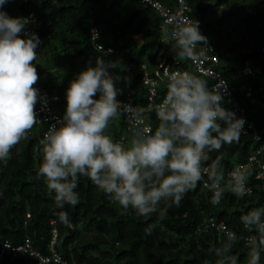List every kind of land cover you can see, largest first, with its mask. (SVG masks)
Returning <instances> with one entry per match:
<instances>
[{
  "label": "trees",
  "instance_id": "1",
  "mask_svg": "<svg viewBox=\"0 0 264 264\" xmlns=\"http://www.w3.org/2000/svg\"><path fill=\"white\" fill-rule=\"evenodd\" d=\"M12 1L18 3V8L8 10L6 5L8 15L12 18L33 15L38 36L47 38L34 61L38 85L60 97V102L52 107L63 115L69 83L87 66L94 67L96 57L101 55L91 45L92 29L97 30L103 51L113 50L105 57L118 61L121 68L113 69V73L118 71L122 77L129 78V82L120 81L118 88L122 94L117 98L124 100L130 92L140 106H144L145 100L141 65L153 68L160 55H178L169 33L161 32L158 12L141 0H38L27 5ZM159 1L171 9L177 7L176 0ZM186 3L189 16L199 21L200 32L207 37L205 46L212 49L209 53L219 59L217 72L230 86L245 84L252 88L255 98L264 104V0H186ZM221 10L227 11L220 15ZM203 19L208 20L202 24ZM58 55L63 58L61 62L54 61ZM39 59L44 62L37 64ZM178 61L177 70L193 73L206 80L210 89L213 87L214 80L198 75L188 59L178 55ZM246 64L248 72L244 74ZM60 67L63 72L59 71ZM237 98L258 133L255 136L249 132L238 143L224 145L220 152L209 154L205 166L222 157L226 178L251 155L259 151L261 157L264 155V107L251 104L241 94ZM154 124L158 125L159 121ZM43 127L35 126L28 138L12 149L7 165L0 163L2 240L16 247L28 239L33 251L41 257L55 253L63 264H215L216 257L210 254V249L225 241L227 229L239 237L231 254L237 256L238 264H248L245 238L250 233L240 217L252 208L264 207V192L258 182L248 178L249 195L241 199L225 193L217 206L210 202L212 190L201 182L185 195L179 207H169L167 218L158 221L156 215L138 217L131 210H123L89 179L81 177L76 189L79 204L66 205L63 209L71 219L72 226L67 227L58 220L57 212L61 209L55 206L54 194L48 193L43 178H37L43 156L40 145ZM123 131L122 121L114 136ZM150 224L156 226L149 235L145 229ZM39 262V258L27 252L17 253L14 259L0 258V264ZM42 264L59 263L50 260ZM260 264H264V252Z\"/></svg>",
  "mask_w": 264,
  "mask_h": 264
},
{
  "label": "clouds",
  "instance_id": "2",
  "mask_svg": "<svg viewBox=\"0 0 264 264\" xmlns=\"http://www.w3.org/2000/svg\"><path fill=\"white\" fill-rule=\"evenodd\" d=\"M7 3L9 0H0V9ZM30 22V18H12L0 10V163L4 165L12 149L41 124L36 104H47L34 87L39 76L33 62L41 41L35 34L24 33ZM169 36L176 41L177 54L188 60H199L198 44H208L199 21L193 19L177 25ZM95 47L101 51L95 66H87L69 83L62 119L50 125L40 140L43 156L37 178H43L48 193L54 194L61 224L72 226L63 209L79 204L76 189L81 177L123 210L138 217L156 215L158 221L167 218L169 207H179L185 195L201 182L212 190L213 206L221 203L225 193L241 199L250 194L245 168L234 169L226 178L222 157L205 166L210 153L238 143L246 134V121L222 106L220 87L210 89L206 80L193 73L166 72L167 94L156 106L159 124L153 131L145 123L142 109L117 99L122 89L116 84L129 82V78L111 71L119 70L118 61L105 59L111 50ZM122 115H127L132 125L127 144L110 134L112 122ZM240 222L250 233L245 238L248 264H260L264 207L247 211ZM155 226L150 224L146 233L150 235ZM225 237L210 254L215 255V264H238L237 256L231 253L239 237L227 229Z\"/></svg>",
  "mask_w": 264,
  "mask_h": 264
},
{
  "label": "built area",
  "instance_id": "3",
  "mask_svg": "<svg viewBox=\"0 0 264 264\" xmlns=\"http://www.w3.org/2000/svg\"><path fill=\"white\" fill-rule=\"evenodd\" d=\"M37 1L38 0H18V2L21 5H27L29 3H35ZM141 1L143 2V4H146L151 9H154L155 11L158 12L162 21V25H161L162 33H166V32L170 33L172 30L176 28L177 25L183 24L189 19H193L189 16V8L186 3V0H176L177 7L175 9L169 8L168 6L162 4L159 0H141ZM0 10L8 14L6 5ZM20 17L30 18L31 20V22L24 29V33L35 34L36 36H38L33 25L36 22V18L33 15H24ZM90 34H91L90 42L92 47H94L96 51H100L95 47V45H100L104 50V46L99 41V34L97 30L92 29L90 31ZM94 36L96 37L95 40L93 39ZM38 37L41 43L36 49L37 55L39 54L41 48L47 42L46 37H40V36ZM22 38H25L23 34H22ZM171 40L176 44V41L174 39L171 38ZM199 47L204 48L207 46L201 43L198 44L197 52L201 53V57L197 61L188 60L191 67L198 75L214 80L213 87H220L221 94L224 97V108L234 112L237 118H243L246 121L244 126V133L248 134L249 132H251L253 133V135L257 136L258 131L255 128V125L252 122L248 121L246 109L240 104V101L237 98V94H241V96L248 99L251 104L260 105L261 107H264V104L259 102L255 98V91L252 88L247 87L245 84L240 86H230L228 82L224 78H222V76L215 69V66L219 64V59L216 56H213L209 53L212 51V49L208 47H207L208 49L206 48L200 49ZM108 50H111V53L113 52L112 49H107L106 52ZM262 52H264V48L262 49ZM229 56L230 55L227 53L226 57ZM178 62H179L178 55L171 53L167 57L165 56L163 57L160 55L157 58L156 62L154 63L153 68H149V66L146 64L141 65L142 75L140 81L143 88H145L144 106H140L130 92L126 93L124 100L117 98L123 104H131L133 107H138L142 109L143 119L146 124L151 125L152 129H153V123L159 121L156 116V106L162 103V101L164 100L167 94V76L165 75V73L179 71L175 68ZM247 72H248V68L246 64L244 68V74H247ZM34 87L39 89L41 97L45 98L47 101L46 106L42 102H38L37 105L35 106L37 118L40 119L41 121V124H39L38 126H44L42 129V138H43L44 134L48 130V127L52 124H55L57 120H60L63 117V114L57 113L55 108L52 107L53 104L54 105L57 104L58 102H60L61 99L58 95H51L46 90L40 88L38 82L37 84L34 85ZM125 88L128 90L129 86L126 85ZM259 91H261V89H258V92ZM122 121L124 124L123 133H121L118 136L117 135L114 136L113 133L110 134L113 136V138L116 141L126 144L130 138L132 125L130 122V118L127 115H122ZM246 134H242V135H246ZM257 139L259 138L257 137ZM240 167H243L247 170L249 179L258 182L262 191L264 192V155L261 157L259 151L256 154L251 155L246 163L238 165L234 169ZM202 185L203 187H205L204 183ZM246 186L247 188L250 189V187L247 185V182H246ZM21 252L22 253L27 252L30 255H34L37 258H39L40 259L39 264L47 263L50 260H53L54 262H57L59 264H63L55 253H53L49 257H41L37 252L33 251L30 241L28 239H25L22 245L15 247L12 246L9 243V241L2 240L0 238L1 259L4 257L14 259L17 253H21Z\"/></svg>",
  "mask_w": 264,
  "mask_h": 264
},
{
  "label": "rangeland",
  "instance_id": "4",
  "mask_svg": "<svg viewBox=\"0 0 264 264\" xmlns=\"http://www.w3.org/2000/svg\"><path fill=\"white\" fill-rule=\"evenodd\" d=\"M6 5H8V10H10L11 8L12 9H14V10H17V8H18V3L16 2V1H12V0H9V3H7ZM227 10H221V12H220V15L221 14H223L224 12H226ZM217 17H218V15H217ZM233 19H235V17L233 18ZM207 20L208 19H203L201 22H202V24H204L205 22H207ZM214 27H216V26H214ZM223 28H221V30H222ZM234 40V39H233ZM229 44H233L232 43V41H229L228 42ZM215 47H217V46H215ZM223 47L225 48L226 47V44L225 43H223ZM55 59V60H54ZM52 58L51 60H54L55 62H61L62 61V56H57L56 58ZM261 61V59H259V60H257L256 61V63H259ZM42 62H44V60L43 59H39L38 60V62H37V64H40V63H42ZM63 67V66H62ZM62 67H60V68H62ZM121 68V67H120ZM119 68V69H120ZM59 71H62L63 72V68L62 69H60ZM55 83V85H57L56 84V82H54ZM119 83L120 82H118L117 84H116V87H119ZM122 123V116L120 117V118H118L117 120H115V121H113L112 122V125H111V128H110V133H117L118 132V130L120 129V124ZM158 125H156V124H153V128H154V130H155V128L157 127ZM128 142V141H127ZM127 144V143H126Z\"/></svg>",
  "mask_w": 264,
  "mask_h": 264
}]
</instances>
